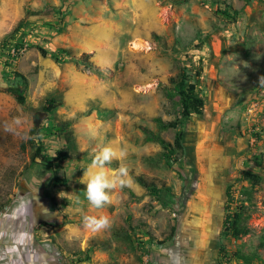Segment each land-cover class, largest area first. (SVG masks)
Here are the masks:
<instances>
[{
  "label": "rangeland",
  "instance_id": "rangeland-1",
  "mask_svg": "<svg viewBox=\"0 0 264 264\" xmlns=\"http://www.w3.org/2000/svg\"><path fill=\"white\" fill-rule=\"evenodd\" d=\"M84 54L96 68L76 66ZM180 75L184 86L195 83L203 113L162 129L158 120L179 115ZM52 91L61 98L53 112L30 110ZM144 128L169 143L182 131L184 151L170 156ZM68 129L78 155L61 159L56 176L39 158L30 162L36 143L56 156ZM105 147L116 153L104 163L109 179L123 166L130 183L106 190L108 203L95 208L81 180L99 171L90 161ZM245 168L264 174V0H0L2 264H146L135 259L145 246L136 254L131 243L163 249L171 231L182 240L190 227L205 231L194 210L211 198L199 185L214 181L230 192L212 198L220 236L206 251L264 264V179L251 188ZM240 204L249 232L223 236L225 216ZM85 215L107 226L86 228ZM237 251L255 257L243 263Z\"/></svg>",
  "mask_w": 264,
  "mask_h": 264
},
{
  "label": "trees",
  "instance_id": "trees-1",
  "mask_svg": "<svg viewBox=\"0 0 264 264\" xmlns=\"http://www.w3.org/2000/svg\"><path fill=\"white\" fill-rule=\"evenodd\" d=\"M22 19L18 22L16 27L12 29L9 33L6 35L8 37H13L16 31V28L21 24ZM42 55H46V50L38 46L37 47ZM66 53V51L64 50ZM88 54H84L82 57V60L72 59L73 62L76 64L77 67H81L83 69H94L96 68L91 61L87 60ZM72 58V57H71ZM85 58V59H84ZM202 73V68H199L196 71V75L200 76ZM188 75H180L178 77V80L175 82L178 86V92H179V104H180V111L177 118H175L172 121H168L165 123H162L158 120V124L160 125V128L166 129V128H176L178 124L181 123V121L187 122L192 114L201 115L203 113V100L198 96L197 91L195 90V83L189 82L188 85H185L186 78ZM173 80V79H172ZM174 81V80H173ZM174 83V82H173ZM176 85V84H175ZM11 92L15 96V99L18 103H22L24 101V96L21 91H19L16 88L11 89ZM61 100L59 96V92L52 91L47 93V98L41 102L35 107H31L30 110H32L35 113H40L41 111H47V112H53L56 108L58 102ZM59 129L64 130L65 127L63 126V123H58L56 125ZM37 131V130H34ZM143 131L146 133V139L148 141H154L157 142L162 149H164L167 153L172 156L174 153H182L184 151V144H183V132L180 130H177L174 134L173 142L169 143L165 141L159 133H152L147 128H144ZM37 135V134H36ZM69 154H75L78 155V148L76 145L75 138L73 136V132L71 129L64 131V146L58 151L57 155L54 157H51L49 155H45L42 153V145L40 143H36L33 153H31L30 162L35 163L36 158H39L41 162H43L45 165H47L51 171L52 175L56 176L57 169L56 164L60 163V160L67 157ZM257 165H260L261 163V157H258ZM91 163L93 160L90 161ZM242 177L245 181H247L251 188H253L256 185H259L262 180L264 179V174H260L259 172H255L251 169H243L241 170ZM136 181H138L143 187H145L149 191H157L159 192L160 189L150 187L149 183H147L144 179L141 177H135ZM63 182L64 179H63ZM230 185L227 186L225 194L229 196L230 192ZM246 193H250V191ZM248 207L244 206V204H240L238 208L233 210L232 212L228 213L225 216L224 220V229L222 231L223 236L232 237L234 239H238L241 236L247 234L249 232V228L246 225V209ZM172 235V231H171ZM221 251V249H220ZM236 258H239L242 260L243 263H250V260L254 258L255 256L253 254L251 255H243L240 252H235L233 254ZM229 259V258H227ZM220 264H232L231 261H223L222 256L220 259Z\"/></svg>",
  "mask_w": 264,
  "mask_h": 264
},
{
  "label": "crops",
  "instance_id": "crops-1",
  "mask_svg": "<svg viewBox=\"0 0 264 264\" xmlns=\"http://www.w3.org/2000/svg\"><path fill=\"white\" fill-rule=\"evenodd\" d=\"M226 164L229 166L228 162H226ZM217 183L218 182L214 181L210 188L207 187V183L202 186L199 185L201 187L200 191H202V194H208L211 197L209 200L208 198L207 200L205 198H203V200L199 198V204L196 208L197 210H194L195 214L200 215V218L202 220L205 219V223L207 222L208 226L205 231H199L198 234L197 230L199 229H197V227H195V229L190 227V233L195 232L193 233L194 235L189 237L188 234L183 240L181 238L179 239L178 235H170L169 238L164 237V241L162 243H167V245L163 249L154 247L150 241H138V243H131L133 245L132 251L135 253L137 247L140 249L139 252H141V246H145L144 250L147 249V251L143 254L141 252L138 257L135 255V259L142 261V263L145 262L146 264H220L221 256H219L218 253L213 252L214 250H212V253H208L206 251V249H209L210 244H216V239L220 236L217 235V227L214 226L216 219L213 217V211L216 205H214L213 202H216V200H213L212 198L220 195L219 199L222 200L226 194L223 195L222 191L225 193V190L222 189V186L217 185ZM218 186L220 187L218 188ZM129 189L133 193L136 190L132 185H129ZM204 207L207 208V211L201 212ZM201 214L204 218L201 217ZM216 223H218V221ZM165 235L166 233L162 234L161 231H158V235L156 236L161 237ZM152 241H158V239ZM0 264H2V261H0Z\"/></svg>",
  "mask_w": 264,
  "mask_h": 264
},
{
  "label": "clouds",
  "instance_id": "clouds-1",
  "mask_svg": "<svg viewBox=\"0 0 264 264\" xmlns=\"http://www.w3.org/2000/svg\"><path fill=\"white\" fill-rule=\"evenodd\" d=\"M123 156L124 153L121 152ZM116 156V153L109 147H105L100 151L92 162V167L99 168L96 172H84V176L81 180L82 183H86L85 196L91 206L95 208H101L104 204L108 203L109 197L106 190H110L119 183L121 186H125L130 183L128 179V170L126 167L121 166L118 169V174L113 176L111 179L107 176L104 171V163L111 162L112 158ZM87 179H84V177ZM84 225L86 228H90L93 231L107 226V218L100 217L97 219L93 216L85 215L83 217Z\"/></svg>",
  "mask_w": 264,
  "mask_h": 264
},
{
  "label": "bare ground",
  "instance_id": "bare-ground-1",
  "mask_svg": "<svg viewBox=\"0 0 264 264\" xmlns=\"http://www.w3.org/2000/svg\"><path fill=\"white\" fill-rule=\"evenodd\" d=\"M137 43H138V42H134V46H135V47H139L140 44H141V43H140V44H137Z\"/></svg>",
  "mask_w": 264,
  "mask_h": 264
}]
</instances>
